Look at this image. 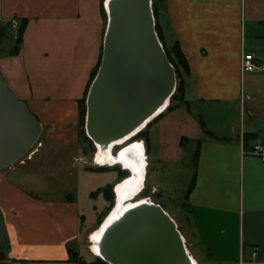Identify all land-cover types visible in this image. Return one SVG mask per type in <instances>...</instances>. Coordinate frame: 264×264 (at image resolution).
<instances>
[{
	"label": "crops",
	"instance_id": "crops-1",
	"mask_svg": "<svg viewBox=\"0 0 264 264\" xmlns=\"http://www.w3.org/2000/svg\"><path fill=\"white\" fill-rule=\"evenodd\" d=\"M160 9L163 39L178 44L188 75L183 104L144 130L153 186L188 182L189 227L180 233L198 264H264V161L244 153L264 142V0H162ZM14 17L28 23L18 55L0 57V74L46 140L70 146L75 131L64 126L97 59L99 25L84 17L82 0H0V19ZM248 54L262 68L244 74ZM182 140L197 150L194 162ZM2 171L0 264H74L67 247L82 228L77 203L28 192L26 177L14 185Z\"/></svg>",
	"mask_w": 264,
	"mask_h": 264
},
{
	"label": "water",
	"instance_id": "water-1",
	"mask_svg": "<svg viewBox=\"0 0 264 264\" xmlns=\"http://www.w3.org/2000/svg\"><path fill=\"white\" fill-rule=\"evenodd\" d=\"M104 10L100 64L85 97L84 134L94 146L108 148L131 141L156 118L177 81L155 30L152 0H106ZM41 132V124L0 74V170L23 158ZM6 242L0 213V250ZM185 247L168 213L144 203L105 225L99 251L107 264H192Z\"/></svg>",
	"mask_w": 264,
	"mask_h": 264
},
{
	"label": "rangeland",
	"instance_id": "rangeland-1",
	"mask_svg": "<svg viewBox=\"0 0 264 264\" xmlns=\"http://www.w3.org/2000/svg\"><path fill=\"white\" fill-rule=\"evenodd\" d=\"M105 1L106 0H82L84 17L88 16V20L92 19L93 22L96 21L99 25V44L97 47L98 50L96 49L97 59L88 74V80L83 96L77 101L78 110L76 118L73 123L66 124L64 126L65 130L71 128L73 131H75V133L73 132L74 134L71 135L69 139L72 140L73 144L68 146L65 143H60V141L50 143L46 140L43 133L40 135L34 147L23 158L2 171L4 176L8 180H12L14 185L18 184L15 183V180H17L15 177L17 175L26 177L28 182L20 185H23L25 187L24 190L28 192L35 193L47 199H65L66 197L67 200H73L75 203H77L78 209L80 210L78 221L82 228L78 239L71 243L69 247L72 248L76 254L87 264L95 262L98 259L90 250L89 235L98 227V225L101 224L102 220L109 213L115 202V191H113L112 194H110L111 191H106L103 193L102 189H104L107 184H110L111 188L114 189L117 184L125 179V177L129 176V171L122 169L121 165H116L114 167L97 166V164H95V156L97 155L96 149L92 143H89L86 140V136L84 134L83 111L85 108V95L91 81L93 80V73L96 72L101 56V41L106 26V14L104 15ZM161 3L162 0H159L158 4L156 5L157 9L154 20L155 25L157 24V27L155 29L157 36L159 34L162 40V46H165L167 55L169 54L170 58L174 62L175 66L173 67L176 69L175 73L177 81L176 89L179 87L180 90H182L185 89L186 75L184 74V68L181 65L180 60L174 53L175 43L171 44V41H164L161 34L159 22ZM102 10H104V13ZM22 21H26L27 25L28 21L26 19L17 17L11 18V20L0 19V30L5 32V35L0 41V57H13L18 55L22 46V42L19 44L18 41V36L20 33L19 30ZM61 41L63 42V40ZM65 42H68V39H65ZM15 46H19L18 52L16 54L11 52ZM86 48L87 47H85V49ZM180 90L176 93L177 97L180 95ZM184 101L185 97H183V99L179 102V105H182ZM177 104L178 102L176 100H170L168 106H175ZM143 138L140 137L135 139L134 137L131 140L138 141L143 145V153L147 163L145 166L147 173L145 172L146 179L144 178V187L135 200H139L141 198L149 199L154 204L160 205L161 208L175 221L179 231L183 233L187 231V228L189 227L188 210L184 205V195L187 191L188 182L186 181V183L183 184L184 181L179 179V176H173L172 181L168 183L169 186L165 184L167 185L166 187L161 184L162 187H154V180L151 177L152 167L154 164L147 160L145 151L147 148L144 146ZM130 142H126L124 145H128V143L130 144ZM182 146L185 149V156L187 157L189 154L193 159V155L195 154L194 145H185L182 143ZM119 149L120 147H116L113 153L115 154L117 151H119ZM178 170H181V168L178 167ZM154 171L155 169L153 172ZM97 190L99 191L96 192ZM185 245L188 251L192 250L191 248L189 250L186 242Z\"/></svg>",
	"mask_w": 264,
	"mask_h": 264
},
{
	"label": "bare ground",
	"instance_id": "bare-ground-1",
	"mask_svg": "<svg viewBox=\"0 0 264 264\" xmlns=\"http://www.w3.org/2000/svg\"><path fill=\"white\" fill-rule=\"evenodd\" d=\"M169 101L167 102L166 107L161 111V113L166 110ZM154 119L150 120L153 121ZM147 123L149 124V121ZM126 142H130V139H126V141L113 144L108 148L94 146L97 152V155L95 156V164L103 167L121 165L122 169L129 171V176L123 179L122 182L117 184L115 187L116 201L114 202L112 209L103 219L101 224L89 235L90 250L99 259H105L99 251L100 239L105 225L112 218L119 216L129 208H133L134 206L139 204L153 203L149 199L141 198L139 200H135V198L141 193L142 188L144 187V178L146 172L145 166L147 165V163L143 153V145L138 141H131L130 144L128 143V145H124ZM116 147H120V149L114 154L113 151ZM185 250L188 256H191L186 247ZM190 260L192 264H197L192 256L190 257Z\"/></svg>",
	"mask_w": 264,
	"mask_h": 264
},
{
	"label": "trees",
	"instance_id": "trees-1",
	"mask_svg": "<svg viewBox=\"0 0 264 264\" xmlns=\"http://www.w3.org/2000/svg\"><path fill=\"white\" fill-rule=\"evenodd\" d=\"M158 2H159V0H153V6H152V10H153V15H154V18H155V15H156V9H157V7H156V5L158 4ZM103 11V13H104V10H102ZM104 15H105V13H104ZM157 27V24L155 25V28ZM25 28H26V21H22V24H21V27H20V33H19V36H18V41H19V44H21V42H22V36H23V33H24V30H25ZM156 30V29H155ZM5 35V32L4 31H2V30H0V41H1V39H2V37ZM158 38H159V40H160V42H162V40H161V38H160V36H159V34H158ZM18 44V45H19ZM163 48H164V50H165V46L163 45ZM18 49H19V46H15V48H13L12 50H11V52L12 53H17L18 52ZM165 53H166V55H167V52L165 51ZM175 54H176V57L180 60V62H181V65L183 66V70H184V74L187 76L188 75V66H187V62H186V60H185V58H184V56L182 55V53H181V51H180V49H179V47H178V44L177 43H175V52H174ZM167 58H168V60H169V62L172 64V66H175L174 65V62L172 61V59L170 58V56H169V54L167 55ZM100 59H101V56H100ZM100 59H99V63H98V66H99V64H100ZM98 68V67H97ZM175 69V68H174ZM176 70V69H175ZM96 71H97V69H96ZM177 72V71H176ZM95 73L96 72H94L93 74L95 75ZM180 90V88L178 87L176 90H175V93L173 94V96L171 97V99L170 100H176L178 103L183 99V94H184V89H182V90H180V95H179V97H177L176 96V93L178 92ZM87 93V92H86ZM86 96V95H85ZM177 107V105H175V106H171V105H169L167 108H166V110H173V109H175ZM84 116H85V108H84ZM154 121V120H153ZM152 122V121H151ZM150 122V123H151ZM149 123V124H150ZM149 124L145 127V128H147L148 126H149ZM202 124V123H201ZM83 126H84V119H83ZM144 135H145V132L144 131H141L140 133H138L137 135H135L134 137H135V139H137V138H140V137H144ZM253 138V135H250V134H246L245 136H244V141L245 142H247L248 140H250V139H252ZM86 140L89 142V143H91V141L89 140V139H87V137H86ZM219 141H225V140H219ZM182 143H183V140H182ZM199 144V142H197V145ZM196 156H197V150L195 151V154L193 155V159H192V162H194L195 161V159H196ZM111 167H114V166H111ZM97 170H101V169H97ZM120 173H123V172H120ZM129 175V174H128ZM126 178V177H125ZM100 190V189H99ZM99 190H97L96 192H98ZM103 190V193L104 192H106V191H111V186L110 185H107L104 189H102ZM110 194H112V191L110 192ZM114 205V204H113ZM113 207V206H112ZM112 209V208H111ZM110 209V210H111ZM105 218V217H104ZM103 221V220H102ZM99 226V225H98ZM67 253H68V261L69 262H72V263H74V264H87L86 262H84L77 254H76V252L72 249V248H70L69 246L67 247ZM88 264H107L106 262H104V261H102L101 259H97V261H95V262H92V263H88Z\"/></svg>",
	"mask_w": 264,
	"mask_h": 264
},
{
	"label": "built area",
	"instance_id": "built-area-1",
	"mask_svg": "<svg viewBox=\"0 0 264 264\" xmlns=\"http://www.w3.org/2000/svg\"><path fill=\"white\" fill-rule=\"evenodd\" d=\"M260 68H262V66L254 61V58L251 54L245 55L241 60L240 70L244 74L254 73ZM244 153L264 161V142H257L252 144L248 150H244Z\"/></svg>",
	"mask_w": 264,
	"mask_h": 264
}]
</instances>
